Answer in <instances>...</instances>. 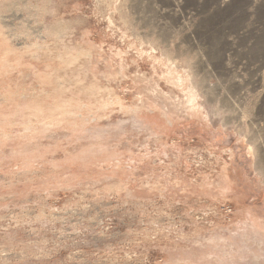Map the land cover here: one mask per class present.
<instances>
[{
  "label": "rangeland",
  "instance_id": "1",
  "mask_svg": "<svg viewBox=\"0 0 264 264\" xmlns=\"http://www.w3.org/2000/svg\"><path fill=\"white\" fill-rule=\"evenodd\" d=\"M0 264H264V0H0Z\"/></svg>",
  "mask_w": 264,
  "mask_h": 264
}]
</instances>
